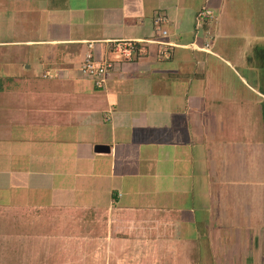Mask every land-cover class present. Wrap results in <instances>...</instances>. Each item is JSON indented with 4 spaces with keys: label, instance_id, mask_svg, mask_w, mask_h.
Segmentation results:
<instances>
[{
    "label": "crops",
    "instance_id": "1",
    "mask_svg": "<svg viewBox=\"0 0 264 264\" xmlns=\"http://www.w3.org/2000/svg\"><path fill=\"white\" fill-rule=\"evenodd\" d=\"M203 4L210 51L191 46ZM133 39L171 56L113 47ZM259 109L264 0H0V264H264L259 227L233 224L247 154L228 135Z\"/></svg>",
    "mask_w": 264,
    "mask_h": 264
},
{
    "label": "rangeland",
    "instance_id": "2",
    "mask_svg": "<svg viewBox=\"0 0 264 264\" xmlns=\"http://www.w3.org/2000/svg\"><path fill=\"white\" fill-rule=\"evenodd\" d=\"M236 113L238 114L232 117L229 122L228 135L229 137H234L241 145L244 154H247V158H244L243 163V167L246 165L243 177L247 190H244L242 193L243 196L238 197L240 205H242V208L244 206L245 210L242 209L243 211L240 218L233 224H242L245 228L244 231L249 233L251 230L254 231L255 227L258 226L261 240L260 248L264 255V163L260 168L259 180H254V177L258 174V169L256 164L257 158L253 155L256 151L253 148H257V145L264 147V111L262 112L260 109L252 111L247 110V112L242 111L243 114H241V110H239L238 112L236 111ZM254 181L258 184L257 186L260 187L259 212L257 218L252 214V208L254 209L257 202V195H254V193H257L255 187H253L255 184ZM249 187L251 189H249Z\"/></svg>",
    "mask_w": 264,
    "mask_h": 264
},
{
    "label": "built area",
    "instance_id": "3",
    "mask_svg": "<svg viewBox=\"0 0 264 264\" xmlns=\"http://www.w3.org/2000/svg\"><path fill=\"white\" fill-rule=\"evenodd\" d=\"M214 19V12L207 4H203L196 12L194 17V38L197 39L201 34L204 37L202 45H198L194 40L191 43L193 48L210 51L211 40L214 35L209 28V24ZM153 23L162 37L168 36L167 25L168 17L163 13H157L153 17ZM147 42L158 43L161 47L159 56L168 59L172 53L173 43L164 40H114L113 47L117 49L125 58H131L144 49ZM92 47V43H89ZM108 65L98 63L91 51H88L79 66V71L83 76L91 77L97 87H102L105 81L106 67ZM45 75V74H44Z\"/></svg>",
    "mask_w": 264,
    "mask_h": 264
}]
</instances>
